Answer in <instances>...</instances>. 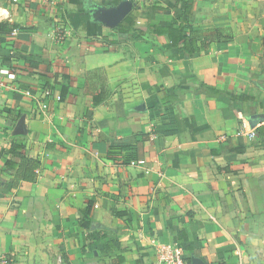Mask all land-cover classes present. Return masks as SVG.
<instances>
[{
    "label": "crops",
    "instance_id": "1",
    "mask_svg": "<svg viewBox=\"0 0 264 264\" xmlns=\"http://www.w3.org/2000/svg\"><path fill=\"white\" fill-rule=\"evenodd\" d=\"M120 1L0 0V23L16 27L0 32V71L15 76L0 75V256L37 264L62 247L69 264H154L163 244L190 264H264V142L237 135L264 114V0H194L188 24L232 41L189 60L166 36L132 40L93 19ZM128 1L144 32L176 26L185 2ZM95 69L111 89L97 105ZM213 89L246 100L238 112ZM22 158L37 179L13 187ZM86 201L122 262L79 230Z\"/></svg>",
    "mask_w": 264,
    "mask_h": 264
},
{
    "label": "trees",
    "instance_id": "2",
    "mask_svg": "<svg viewBox=\"0 0 264 264\" xmlns=\"http://www.w3.org/2000/svg\"><path fill=\"white\" fill-rule=\"evenodd\" d=\"M178 4L181 0H175ZM195 10L194 0H185L183 10L180 16H175L178 24L174 27H161L156 24H151L146 28V31L140 30L136 21L140 15L138 8H135L131 13L116 27V32L129 36L132 40H141L146 33L152 34L157 37L166 36L169 40L171 47L179 49L183 53V57L189 60L193 55L207 51L210 44L214 42H231V33L226 29H206V30H194L189 24L188 19L191 17ZM15 26H8L5 23H0L1 33H10L15 30ZM85 88L87 91L97 92L99 94L93 96V103L97 105L102 102L103 99L108 98L111 95V89L105 72L103 69H95L86 73ZM209 83H202L200 86H207ZM214 95H223L227 97L231 102L233 110L238 111L237 104L246 100L242 95H234L232 93L220 92L213 89ZM65 90H62L60 100L64 98ZM251 100V99H250ZM246 120V119H243ZM248 122V120H247ZM249 124V123H248ZM252 124L256 134L264 142V122L259 119L253 120ZM15 147H13L14 151ZM12 152V150H11ZM15 170L14 180L12 186L16 187L20 181L34 182L37 179L36 170L39 168V164L36 161L22 158L16 165H11ZM93 203L86 201L80 212V224L79 230H91L93 228L95 233V239L101 243L102 249L100 254L111 257L113 256L117 261L122 262V258L119 255V242L115 237L108 235L105 230L99 225L95 224L91 219ZM183 231L179 233V241L186 242L185 238H182ZM61 255V263L69 264L65 251L62 247H59ZM187 264H190V260H186Z\"/></svg>",
    "mask_w": 264,
    "mask_h": 264
},
{
    "label": "built area",
    "instance_id": "3",
    "mask_svg": "<svg viewBox=\"0 0 264 264\" xmlns=\"http://www.w3.org/2000/svg\"><path fill=\"white\" fill-rule=\"evenodd\" d=\"M0 75H4L5 78L9 81L15 79V76L11 72L0 71ZM3 89V84L0 80V90ZM48 95V94H47ZM237 135H243L249 139L255 138L256 134L254 129L250 128L248 124L244 121L240 123ZM155 140L154 135H150L149 141L153 142ZM144 164V161H132L130 162L131 166H141ZM156 262L154 264H187L186 257L183 249L178 247H172L170 245H157L154 249ZM10 262V257L7 255L0 256V264H8Z\"/></svg>",
    "mask_w": 264,
    "mask_h": 264
},
{
    "label": "water",
    "instance_id": "4",
    "mask_svg": "<svg viewBox=\"0 0 264 264\" xmlns=\"http://www.w3.org/2000/svg\"><path fill=\"white\" fill-rule=\"evenodd\" d=\"M132 11V6L128 0H121L116 6L95 9L92 13V17L95 21L101 23L106 28L114 29L116 28ZM144 109V106H140L137 110ZM259 119L264 122V114L254 115L248 119L249 126L254 127L252 124L253 120ZM23 119L17 125L16 134H23ZM191 264H203L199 259L194 257L191 258Z\"/></svg>",
    "mask_w": 264,
    "mask_h": 264
},
{
    "label": "rangeland",
    "instance_id": "5",
    "mask_svg": "<svg viewBox=\"0 0 264 264\" xmlns=\"http://www.w3.org/2000/svg\"><path fill=\"white\" fill-rule=\"evenodd\" d=\"M8 257H10L9 255H7ZM48 259H40L39 261H37V264H62L61 260H58L55 255L53 254H49L48 255ZM11 257H10V262L8 264H11ZM36 264V263H35Z\"/></svg>",
    "mask_w": 264,
    "mask_h": 264
}]
</instances>
